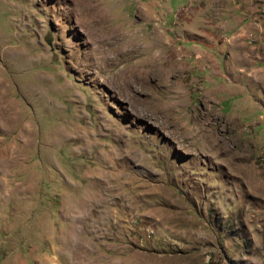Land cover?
<instances>
[{
    "label": "rangeland",
    "instance_id": "1",
    "mask_svg": "<svg viewBox=\"0 0 264 264\" xmlns=\"http://www.w3.org/2000/svg\"><path fill=\"white\" fill-rule=\"evenodd\" d=\"M0 264H264V0H0Z\"/></svg>",
    "mask_w": 264,
    "mask_h": 264
},
{
    "label": "bare ground",
    "instance_id": "2",
    "mask_svg": "<svg viewBox=\"0 0 264 264\" xmlns=\"http://www.w3.org/2000/svg\"><path fill=\"white\" fill-rule=\"evenodd\" d=\"M83 1V0H82ZM78 2L80 3L81 2V0H78ZM153 32H155V34L157 33V29H155V31H153ZM163 38L162 37H158V39L156 40L157 41V43H159L160 42V44H161V42H163ZM164 43V42H163ZM159 44V45H160ZM167 44V43H166ZM168 47V46H167ZM167 52V51H166ZM156 62L157 61H153L149 66H155V64H156ZM134 67H136L137 69L136 70H133V69H128V70H130V71H128V70H126V69H123V70H120V72H119V74H120V76L124 79V80H128V78H130L129 80H128V83H131V82H135V83H138L137 81H139L140 83H138V85L139 86H137L138 87V89L137 90H139V89H143V88H148V84H149V79H150V76H151V70H148L147 68H146V70L145 69H140V67L139 66H137V65H135ZM131 71H132V73H131ZM130 72V73H129ZM154 72V71H153ZM180 72H181V70H180ZM177 74V73H176ZM118 76V75H117ZM135 76H138V77H135ZM122 78H120V80L122 79ZM118 79H119V77H118ZM123 82V81H122ZM136 85V84H135ZM129 86V85H128ZM140 87V88H139ZM168 87V86H167ZM157 88V87H156ZM184 91V90H183ZM136 92V91H135ZM180 92V91H179ZM141 101V100H140ZM136 111V110H135ZM164 112V111H163ZM213 136V135H212ZM209 137V136H208ZM12 155V154H11ZM14 156V155H13ZM12 159V158H11Z\"/></svg>",
    "mask_w": 264,
    "mask_h": 264
}]
</instances>
